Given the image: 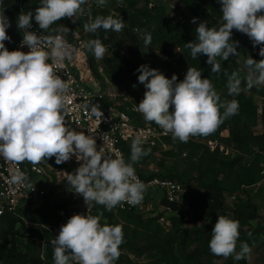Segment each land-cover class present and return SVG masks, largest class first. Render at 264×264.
Instances as JSON below:
<instances>
[{
    "label": "clouds",
    "instance_id": "obj_1",
    "mask_svg": "<svg viewBox=\"0 0 264 264\" xmlns=\"http://www.w3.org/2000/svg\"><path fill=\"white\" fill-rule=\"evenodd\" d=\"M218 2L223 23L216 28L208 27L206 21L200 22L196 28L197 42L186 44L193 59L207 56L213 73L221 71L217 57L227 60L237 51L239 42L232 39L233 30L246 34L254 47L264 45V0ZM86 3L87 0H41L34 11L21 12L16 24L20 32L23 30L21 46L29 48L24 52L9 51L5 46V41L11 40L7 33L11 22L0 0V157L34 165L55 157L59 165L75 156L82 163L74 173L63 174L68 184L83 196L88 209L95 204L111 211L124 203L131 206L142 203L146 185L136 176L133 164L147 152L141 141L135 140L131 163L119 155L112 158L103 148L97 150L93 136L67 126L65 99L69 86L57 74L56 67L65 60L71 61L75 49L61 35H37L29 31L33 17L44 32L64 18H75V22L84 14ZM97 4L103 7L107 0H97ZM197 19L194 17L191 22L196 23ZM124 27V20L112 15L96 16L84 24L85 32L94 34L101 29L120 32ZM64 31L69 29L64 27ZM151 41V34L146 33L144 44L149 45ZM85 47L97 60L103 59L107 51L99 38L89 40ZM259 55L264 57V47H260ZM246 66L247 88L264 85V59L256 61L250 57ZM137 71L138 81L146 91L136 110L146 121L162 128L165 135L171 134L174 140L187 143L193 136H207L224 120L238 114L239 102L221 103L210 79L202 78L201 71L195 68L189 67L180 82L176 74L169 79L147 65H141ZM240 86L238 73L233 72L228 76V94L239 95ZM91 111L97 117L102 115L98 107L94 106ZM26 180V175L19 171L12 177L13 183ZM100 221V215L74 214L61 225L58 235L50 241L54 264H115L124 243L123 226ZM211 234L209 249L215 256L239 261L250 252L247 243L241 244L239 252L236 250L240 237L238 220L218 216Z\"/></svg>",
    "mask_w": 264,
    "mask_h": 264
},
{
    "label": "trees",
    "instance_id": "obj_2",
    "mask_svg": "<svg viewBox=\"0 0 264 264\" xmlns=\"http://www.w3.org/2000/svg\"><path fill=\"white\" fill-rule=\"evenodd\" d=\"M178 1L195 18H198L199 22L206 21L208 27L219 28L223 23L221 4L218 0ZM40 2L41 0H22L20 6L17 0H3L5 15L11 22V27L7 29L11 40L5 41V46L9 51L19 36L16 24L17 16L21 12L34 11L40 6ZM118 3L121 4L120 7H117ZM113 8L119 10L117 18L124 20L125 27L122 32L126 40L121 42L115 36V31H104L103 29L99 30L97 34L88 32V38H99L104 46H109L110 51L105 54L101 62L104 65V73L113 83L125 86L132 83L139 88L131 102L139 104L146 91L144 85L138 81L140 73L137 69L141 65L155 68L151 62L152 58L164 52L169 55L177 54L175 66L178 69L174 70L176 75L185 77L189 67L201 71L202 78H208L212 82L215 91L220 96V102L236 100L239 102V110L238 114L224 120L213 133L207 135L210 138H218L223 141L231 148L229 153H224L217 147L210 149L204 142L194 139V136L187 143L178 139L174 140L172 137L165 138L169 145L174 144L173 148L163 149L165 155L174 156L176 153H182L183 149H186L189 156L197 155L195 160L192 157L188 159L189 165L195 167L196 173H189L188 167L179 169L176 165H166L163 160L160 161L161 166L164 167L161 171L142 170L138 166V162L151 156L155 149H160L158 146L151 145L142 147L147 155L142 156L138 162L133 164L135 171L144 178L154 175L175 178L190 189L189 193L184 194L181 198H185L190 204L194 219L208 220L205 227L200 224L182 225V223H178L182 218L178 212L168 214L174 223L168 230H164L157 221L160 212H151V215L143 218L134 209H121L116 206L108 211L103 206L94 204L89 209L86 205L87 213L94 216L100 215L101 224L122 225L124 243L120 246V250L124 248L136 257L143 255L147 257V261L141 263L132 261L126 255L127 264H215L217 258L221 256L213 255L209 249L211 231L214 227V225L210 226L209 222L216 223L219 216L216 209L226 193H237L230 210L232 214L227 215L228 218L238 220L240 223L237 252L240 251L242 243H247L250 247L258 239L263 241L264 215L259 212L255 195L260 193L264 197V173H260L264 165V105L259 113L255 95L264 99V85L247 88L246 61L250 57L256 61L264 59L259 55V49L264 45L254 47L252 40L246 34L233 30L232 39L239 42L237 51L227 60L217 57L221 71L213 73L211 65L207 64V56L201 55L193 59L190 49L186 47L189 42H197V23H192L190 20H173L169 16L170 5L167 0H108L103 7L94 3L92 7L93 19L96 16H104L108 10ZM83 21V17L79 18V23ZM64 27H67L69 31H64ZM50 28L61 31L66 37L70 35L68 18L57 21ZM146 33L151 34L152 37L149 45L144 44ZM119 49H122L121 52ZM86 51L93 72L99 76L93 53L87 48ZM167 64L155 69L165 75L167 70L164 67L168 66ZM181 69L183 74L179 72ZM233 72L238 73V78L241 80L239 95L228 94V76ZM97 103L106 106L112 102L108 96H102ZM125 103L127 102L122 101L117 105L122 106ZM220 112L223 113L224 108H221ZM259 122L263 125V130L256 132L252 127ZM224 126L229 129L227 136L219 134L220 128ZM121 145L126 162L131 163L132 145L125 141ZM52 158L54 159L52 160ZM52 158L51 160L56 166H68L70 170L74 168L67 162L57 165L55 157ZM241 192L244 196H241ZM68 202L67 199L54 203L44 201L39 206L32 207L18 205L15 211L33 222L57 223L59 219L55 212L56 208L66 205ZM82 202L84 200L73 203ZM172 205L175 211L181 206L179 202H174ZM118 216L124 218L126 222H123ZM129 223L135 224L136 227ZM41 230L43 240L17 237V249L13 252L4 251L0 258V264H54L53 247L50 241L56 235L42 226ZM115 264L122 263L117 260ZM223 264H247L246 256L239 261L233 257L225 258Z\"/></svg>",
    "mask_w": 264,
    "mask_h": 264
},
{
    "label": "built area",
    "instance_id": "obj_3",
    "mask_svg": "<svg viewBox=\"0 0 264 264\" xmlns=\"http://www.w3.org/2000/svg\"><path fill=\"white\" fill-rule=\"evenodd\" d=\"M17 1L21 6L22 0ZM93 5V0H87V3L83 5L85 9L84 14L79 15L75 22H73V19L75 18L68 19L70 25L69 37L64 36L61 31L53 30L51 28L48 32H44V30H41L38 27L34 19L32 27L29 29V31H33L37 35H61L67 43L75 49L71 61L65 60L62 65L56 67L57 74L69 86V91L66 93L65 99V121L67 126L77 132H84L86 135L93 136L96 141L97 150L99 151L103 148V151L112 158H116L119 155L125 160L124 150L121 145L123 141L132 145L133 141L140 140L142 147L145 145H151L158 146L162 149L167 148L168 142L165 138L172 137L171 134L165 135L163 129L154 122L146 121L143 115L136 110L138 106L137 103L126 99L127 103L118 106V103L110 96L111 94L103 92L98 85L96 78H94L95 73L90 67L85 47L87 41L92 39L88 38V32H85L84 30V24L89 23L90 20H94L92 15ZM119 6H121V4H119ZM108 15L117 18L119 11L114 8L110 9L104 14V17H107ZM81 17L84 18V21L79 23V18ZM22 35L23 30H21V32L19 31V36L14 42L12 51H29V48L26 45L23 47L21 46V41L23 39ZM44 47L45 50H48L46 46ZM176 60L177 54L169 55L161 52L153 57L151 62L155 68H158L165 63H172L175 66ZM49 63H51V60H49ZM175 69L177 70L178 68L175 66ZM97 71L103 74V67L97 65ZM179 72L183 74L182 69ZM88 81H91L94 87L89 86L87 84ZM102 96H108L112 103L106 106L99 105L97 102ZM94 106L98 107L101 111L102 115L100 117H97L92 113L91 109ZM221 136L227 135L222 134ZM193 138L196 139L195 137ZM203 142L210 149L217 147L224 153H229L231 150L229 146L225 145L224 142L218 138L209 137ZM52 160L47 159L34 165L28 161L11 162L0 157V213L6 208L15 211L19 205L20 195L26 189H29L27 197H30L33 202L40 203L42 201V196L45 193V190L43 188L28 187V180L32 174L41 176L47 173H54L55 178L60 181L66 179L63 175L65 172L74 173L82 163L78 162L75 156H73L70 162L74 168L72 170H67L65 167L56 166ZM18 171L23 172L27 177V180L23 183L12 182L13 175ZM260 173H264V165L262 166ZM135 174L139 180L146 185L144 199L139 205L131 206L124 203L122 206L118 205L119 208L134 209L139 213L146 214L160 212V221H166L165 214L173 212L180 213L185 220L193 214V209L188 201L186 199L181 200L180 198V195L188 188L183 186L179 180L157 175L144 178L137 171H135ZM236 197L237 193H231L227 196L230 201L235 200ZM67 199L69 200L68 204L60 205L56 208L55 212L58 216L59 222H31V224L33 223L32 225L38 226L40 229L42 226L53 232L55 235H58L61 225L65 224L72 215L82 214L80 209L74 205L77 203L73 202L84 200L83 196L75 193L70 184L68 186ZM174 202H179L181 205L176 211L172 205Z\"/></svg>",
    "mask_w": 264,
    "mask_h": 264
},
{
    "label": "rangeland",
    "instance_id": "obj_4",
    "mask_svg": "<svg viewBox=\"0 0 264 264\" xmlns=\"http://www.w3.org/2000/svg\"><path fill=\"white\" fill-rule=\"evenodd\" d=\"M169 5H170V9H169V16L173 19V20H190L192 21V19L194 18V15L192 13H190L186 8L183 7V5L178 1V0H167ZM120 3L117 4V7L119 6ZM117 10V8H114ZM119 11V10H118ZM197 25H199V21L197 20ZM115 36L117 38L120 39V41L122 42L123 40H126L125 35L122 31L120 32H116ZM124 42V41H123ZM14 45V44H13ZM13 47V46H12ZM107 48L106 53H108L109 50V46H105ZM122 49H119V52H121ZM12 51V49H11ZM105 53V54H106ZM90 64V62H89ZM95 64L99 65L100 67L104 66L101 62V60H95ZM172 64V63H171ZM170 63H168V66H165V70H167L165 72V76L168 77L169 79H171L172 75L175 74L174 70L175 66ZM91 67V65H90ZM104 68V67H103ZM92 69V67H91ZM93 71V69H92ZM95 75V74H94ZM96 81L98 83V85L100 86L101 90L107 94H111L110 96L114 99V101H116L117 103H122V101L126 102L127 100H133L134 96H135V92L138 91V87L136 86L135 88L133 87L134 84L129 83L127 84V86L125 85H119V84H115L113 83L110 78H108L106 76V74L103 71V74L100 73L99 76L95 75ZM177 82L183 81V77H181L179 74H177ZM87 84L91 87H94L93 83L91 81H88ZM255 101L257 103V107H258V112L260 113L262 110V107L264 105V99L258 95H255ZM252 129L256 132L262 131L263 130V125L259 122L257 123L255 126L252 127ZM219 134H223V135H228L229 134V129L227 126L221 127L219 130ZM198 141L203 142L205 139L209 138L208 136H194ZM174 144H167V148L165 149H170L173 148ZM164 149V150H165ZM162 148L160 149H155L151 156L146 157V159L144 161L138 162V166L145 171H161L164 169L163 166H161L160 161L163 160L164 164L166 165H176L179 169L182 167H188V172L189 173H196V169L193 166H190L188 163V159L189 157H192L193 160L196 159L197 155H191L189 156L187 154L186 149H183L182 153H176L174 156H169V155H165L163 153L164 151ZM69 165H71V162L68 161L67 162ZM190 166V167H189ZM50 177H52V181L54 179V176L52 174H49ZM44 180V179H43ZM55 180V179H54ZM42 184H45V181L41 182ZM50 182L46 181V184H48ZM190 189H186L184 191V193H182L180 195L183 196L184 194H188ZM229 195V193H226L222 199V202L218 204V208L216 209L217 212L220 215H224L227 216L231 213V208L233 207V201H230L229 198H227V196ZM262 194L260 193H256L255 195V199L258 202L259 205V212L260 214L264 215V197L261 196ZM241 196H244V194L241 192ZM181 200H185L181 198ZM37 203L33 202L32 200L28 199V197H23L20 200L19 206L21 207H25V206H32L35 205ZM76 205L82 214H91V213H87V208H86V204L85 203H77L74 204ZM116 215V213H114ZM98 215V214H97ZM96 215V216H97ZM139 216H142L143 218L148 217L150 214H146V213H139ZM121 220H123V222H126V220L120 216H118ZM166 217V221H160L159 217H158V222L161 224V226L163 227L164 230H168L169 228H171L173 226V219H171V217L168 214H165ZM105 218V217H103ZM27 219V218H26ZM28 221L33 222L29 219H27ZM198 219H194V215H190V217L185 220L183 218H180V221H178V223H182V225H193L197 222V224H200V226L205 227L206 224H208V220L206 219H199V221H197ZM264 222V221H263ZM33 224V223H32ZM129 225L131 226H135V224L133 223H129ZM210 226L215 225V223H213L212 221L209 222ZM250 252L247 253L246 256V261L247 264H263V258H264V245H263V241H261L260 239H258V241L251 245L249 247ZM126 255H128L132 261H138V262H145L147 261V257L145 255L141 256V257H136L134 255H132L131 253L127 252L126 249H121L120 250V257L118 259V261H120V263L122 264H127V260H126ZM225 258L224 257H219L217 258V260L215 261V264H223Z\"/></svg>",
    "mask_w": 264,
    "mask_h": 264
},
{
    "label": "water",
    "instance_id": "obj_5",
    "mask_svg": "<svg viewBox=\"0 0 264 264\" xmlns=\"http://www.w3.org/2000/svg\"><path fill=\"white\" fill-rule=\"evenodd\" d=\"M17 237L42 240L43 233L22 215L6 208L0 213V258L4 251L13 252L17 249Z\"/></svg>",
    "mask_w": 264,
    "mask_h": 264
},
{
    "label": "crops",
    "instance_id": "obj_6",
    "mask_svg": "<svg viewBox=\"0 0 264 264\" xmlns=\"http://www.w3.org/2000/svg\"><path fill=\"white\" fill-rule=\"evenodd\" d=\"M93 3L97 4V0H93ZM58 167H65L67 170H70L68 166H58ZM49 174H52L54 176L55 180L53 179V182H51L52 177H50ZM42 181H45V184H42L41 183ZM46 181L50 183L46 184ZM68 186L69 184L67 182V179H62L59 181L55 178L54 173H47L41 176L32 174L28 180V187L43 188L45 190V193L42 196V201L32 206H39L44 201L45 202L49 201V202L54 203V202H61V201L67 200ZM28 191L29 189H26L24 192L21 193L20 200L23 197L28 196L27 195ZM28 199H30V197ZM32 206H29V207H32ZM197 221H199V219ZM195 224H197V222Z\"/></svg>",
    "mask_w": 264,
    "mask_h": 264
}]
</instances>
